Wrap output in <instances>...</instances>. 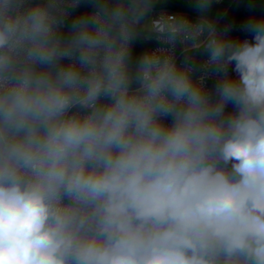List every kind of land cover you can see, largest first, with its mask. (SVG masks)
Listing matches in <instances>:
<instances>
[{"label": "clouds", "instance_id": "1", "mask_svg": "<svg viewBox=\"0 0 264 264\" xmlns=\"http://www.w3.org/2000/svg\"><path fill=\"white\" fill-rule=\"evenodd\" d=\"M214 2L0 0V264H264V16Z\"/></svg>", "mask_w": 264, "mask_h": 264}, {"label": "built area", "instance_id": "2", "mask_svg": "<svg viewBox=\"0 0 264 264\" xmlns=\"http://www.w3.org/2000/svg\"><path fill=\"white\" fill-rule=\"evenodd\" d=\"M232 2L227 0H217V2H214L212 5V9L210 12V15L215 19L216 27L218 30H223L225 28H229L228 36L231 39L235 40H243V39H249L252 40V34L249 32H246L243 29V25L247 23V21L242 19H235L233 18V11L231 10ZM185 15L191 19H196V12L191 10H181V9H175L171 7H155L153 11V17L155 18L157 15ZM149 45L147 48L155 49L157 47H160L161 44L158 41L156 37H152L148 39ZM175 54L178 58V60H183L185 56V46L177 44L175 47ZM194 57V59L199 62L200 59H202V54L200 53H189ZM234 66H230L229 72L234 75L235 73L232 71V68ZM217 81V77L210 75L206 79V86L211 90L214 88V85ZM228 110H231V105L228 106Z\"/></svg>", "mask_w": 264, "mask_h": 264}, {"label": "trees", "instance_id": "3", "mask_svg": "<svg viewBox=\"0 0 264 264\" xmlns=\"http://www.w3.org/2000/svg\"><path fill=\"white\" fill-rule=\"evenodd\" d=\"M232 2L231 10L233 18L242 19L248 22L252 16H264V0H227ZM171 7L181 10L195 11L192 7L191 0H157L155 7ZM154 7V8H155ZM86 10V6L82 5L78 12ZM149 45L148 39H139L134 45V55H139ZM231 111V110H230Z\"/></svg>", "mask_w": 264, "mask_h": 264}]
</instances>
